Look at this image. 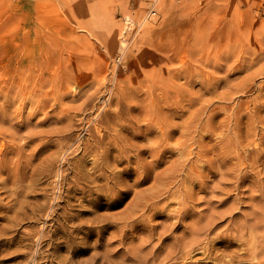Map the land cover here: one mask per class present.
<instances>
[{"label": "rangeland", "instance_id": "obj_1", "mask_svg": "<svg viewBox=\"0 0 264 264\" xmlns=\"http://www.w3.org/2000/svg\"><path fill=\"white\" fill-rule=\"evenodd\" d=\"M263 127L264 0H0V264H205L202 249L166 256L184 231L161 234L178 206L144 212L136 192L170 171L178 148L216 161L224 133L239 140L236 156L251 154ZM121 180L106 204L99 187ZM102 213L117 220L102 233L72 226Z\"/></svg>", "mask_w": 264, "mask_h": 264}, {"label": "bare ground", "instance_id": "obj_2", "mask_svg": "<svg viewBox=\"0 0 264 264\" xmlns=\"http://www.w3.org/2000/svg\"><path fill=\"white\" fill-rule=\"evenodd\" d=\"M125 43L126 39L123 38L121 46L126 47ZM181 72L190 75L193 70L188 65H184ZM250 130L251 128L248 127L245 131L248 134L246 139L249 138ZM236 135L240 136L237 133ZM222 136H224V139H221L223 141L218 147L220 152L216 158H213L216 161L207 160L200 151L195 153L194 160L187 161L184 157L189 159L191 152L186 153L182 149L183 146L178 148L179 157L174 165L170 167V171L162 173L155 171V180L151 187L146 189L149 192H145V190L136 192L139 199L136 201L134 208L143 205L144 207L140 209L145 212L151 209L150 204L157 205L164 199H170L178 206L169 210V216L174 221L161 232L167 237L169 234L165 233L171 228L177 229L184 226L183 235L176 236V242L171 245V249L166 253V256L171 259L186 258L195 250L202 249L208 257L205 264H264V147L255 140L256 143L253 142L255 144L250 151L251 154L246 150L245 154L240 152L236 156L235 153L242 148L239 140L232 139L231 136L227 137L224 133H222ZM191 138L185 136L184 142H179V144L187 146L191 143ZM261 138L264 139V131H261ZM224 140L226 141L224 142ZM207 146L209 149L210 146ZM152 154L157 159L161 158V154L156 150ZM112 160L118 162L115 157L112 158L110 154H107L104 162H111ZM149 166L152 169L142 174L134 185L142 183L143 180L149 181L151 179V172L154 171V168L152 165ZM121 172L126 173L127 170L124 169ZM85 174L91 178V173ZM98 176L103 177L104 173L101 172ZM82 178L88 180L84 174ZM211 178H214L215 184L211 185L209 183ZM174 182L176 185L174 187L170 186ZM125 185V180H121L120 182L107 183L105 188L99 187L101 191L110 193L105 195L106 204L113 205L116 200L114 199L116 189L118 187L123 188ZM127 190L128 188L121 189L124 193H127ZM17 192V190L10 191L9 194L13 195ZM200 192H204L206 195L201 196L199 195ZM96 199H98V196ZM201 203H205L206 207L198 209L197 205ZM97 205L95 207L98 209ZM109 207H106V209H109ZM52 208V205L49 206L45 203L40 206L41 211L49 209L47 213V219L49 220L54 212ZM156 212V209H153L152 214L134 219L131 224L133 228L130 230H134L138 223H144L147 218L154 217ZM20 213L21 211H15L12 217H8L10 226H14V220ZM202 215L206 216L203 220L200 219ZM72 216L74 219L77 218L75 213H69V217ZM114 218L113 214H96L85 223L80 220L74 222L72 226L81 231L88 229L89 232L85 233V236H88L93 230H96L97 233L106 231L108 226H113L115 221L117 222V220L114 221ZM128 218H121V222L127 223ZM188 218H191V223L186 226L185 221ZM55 220L59 223V215ZM64 226L69 227V225ZM216 230H220V232L211 236V233ZM6 231H10V228H7ZM121 231L120 237H122L123 232L128 230ZM44 238L45 231L42 229L39 231L38 239L43 241ZM208 242H210V245H207ZM136 249L137 245H132V252H130L127 259L135 261L139 258ZM77 251L78 249L75 250V252ZM124 264L127 263L124 262ZM182 264H191V262H183Z\"/></svg>", "mask_w": 264, "mask_h": 264}]
</instances>
